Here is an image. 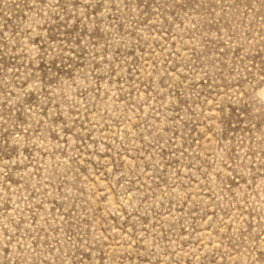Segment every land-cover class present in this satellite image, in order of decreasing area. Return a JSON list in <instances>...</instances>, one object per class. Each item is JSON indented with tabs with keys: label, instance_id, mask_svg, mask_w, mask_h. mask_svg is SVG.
Masks as SVG:
<instances>
[{
	"label": "rangeland",
	"instance_id": "obj_1",
	"mask_svg": "<svg viewBox=\"0 0 264 264\" xmlns=\"http://www.w3.org/2000/svg\"><path fill=\"white\" fill-rule=\"evenodd\" d=\"M0 264H264V0H0Z\"/></svg>",
	"mask_w": 264,
	"mask_h": 264
}]
</instances>
